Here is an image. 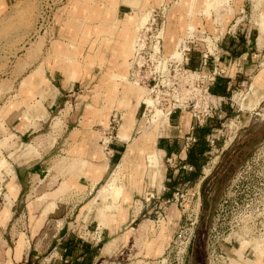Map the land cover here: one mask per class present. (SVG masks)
<instances>
[{"label": "rangeland", "instance_id": "obj_1", "mask_svg": "<svg viewBox=\"0 0 264 264\" xmlns=\"http://www.w3.org/2000/svg\"><path fill=\"white\" fill-rule=\"evenodd\" d=\"M63 1L23 0L12 6L5 4L0 10V159L4 160L0 166V264H69L60 259L63 242L72 237V241L86 242L90 239L86 223L112 211L105 210L101 195L97 198L102 184L78 196L66 187L54 193L59 181L69 174V163L61 156L91 146L94 160L107 164L112 160L110 147L105 148L108 137L114 140L125 121L132 130L128 144L135 138L141 153L153 151L150 141L155 132L148 128L150 118L154 112L159 119L171 111L192 117L194 113L217 116L220 125L208 135L210 152L204 177H198L194 184L177 186L178 194L164 196L161 162L154 176V169L142 157L138 164L144 168L133 186L138 192L139 184L144 189L137 197L138 208L141 201L147 207L136 209L137 216L135 211L128 216L120 244L124 248L133 241L140 249L132 253L116 249L104 260L109 264H228L230 258H236L238 248L245 254L259 253L264 246V0L133 1L132 6L141 4V8L138 17L125 24L126 44L121 46L125 57L118 62L125 59L119 70L125 72L126 79L115 82L137 92L132 93L130 104L128 94H124L125 106L103 120L98 107L104 101L102 84L95 83V95L93 85L82 84L75 93L55 99L53 89L44 86L37 92L42 104L34 106L35 100L29 104L21 96L27 94L28 87L25 92L20 83L16 90L10 81L9 70L15 61L41 56L38 40L50 38L56 21L53 16ZM242 27L255 33L257 39L250 37L249 46L257 48L260 64L248 72L247 82L233 87L228 98L209 96L208 75L225 72L218 67L220 42L225 34ZM181 53V59H176ZM190 55L198 64L202 61L205 69H190ZM113 67L100 68L98 80H105ZM139 103L140 108L136 106ZM93 105L96 110L91 112ZM126 114L134 120L131 128ZM137 128L144 130L134 134ZM87 136L89 140L84 141ZM148 156L152 162L154 156ZM111 162L104 182L118 165ZM123 163L118 168L121 172ZM20 170L24 171L18 181L22 191L10 201L7 194L17 186L15 173ZM120 190L115 196L110 194L113 200ZM95 198L97 202L92 204ZM135 216L137 221L131 223ZM143 222H149V227H138ZM141 241L153 242L155 250H166L157 253L160 256L154 261L137 262L144 245ZM95 264H103L102 258Z\"/></svg>", "mask_w": 264, "mask_h": 264}, {"label": "crops", "instance_id": "obj_2", "mask_svg": "<svg viewBox=\"0 0 264 264\" xmlns=\"http://www.w3.org/2000/svg\"><path fill=\"white\" fill-rule=\"evenodd\" d=\"M18 1L23 0H0V10H3L5 4H7V6H12L14 2ZM64 1L67 4L65 5V3H63V6L57 8V13L53 16V19L56 21L53 22L50 38L46 39L43 37L41 40H38L42 48V50L40 49L42 51L41 56L38 58L35 57L32 60L22 58L15 61L9 70L10 81L13 83L12 86H14L13 88L16 90L17 88L19 89V87L16 86H19L20 83L21 89H25V92H27L26 89L28 87L27 94L23 93L21 96L26 99L29 104L35 100L33 103L34 106H41L42 103L41 100L38 99L39 94H37V92L44 86H50L53 89L51 92L54 93L53 98L55 99L58 95L67 97L70 93H75L82 84H85V86L93 85L94 91L98 87L95 83L102 84L101 94H103L102 99H104V101L98 106L101 107L99 111L101 116L100 120L105 119L108 113L109 118L112 112L119 111L120 107L125 106L123 104L125 102L124 94H128L130 104L132 102L131 98L133 97L132 93L137 92L136 90H131L129 87L126 88V86L122 87L115 81L126 79L124 75L125 72L119 70V67L125 65V59H122L118 64L120 58L125 57L121 51V46L126 44L124 35H127V27L125 24H127V21H131L129 19L138 17V8H141V4L138 7L132 6L135 0ZM0 18H2V16ZM57 18H59V20H57ZM130 23L132 24L133 22ZM254 34V32L250 34V29L242 27L234 33L225 34V37L221 40V59L218 63V67L224 68L225 72L224 74L216 73L213 75L214 77L218 76L217 84L222 90L221 93L212 94L215 98H228L226 92H232L233 87H237L235 85H238L240 82H247L250 78L248 72L253 71V69L259 66L260 59L257 57L260 56V53H258L257 48L253 50V48L249 46L250 37L253 36V40L257 39L254 37ZM35 45H37V43ZM238 52L240 53L238 54ZM111 53H113V55ZM191 58L193 62L191 63L197 65L198 63L193 60L194 58L192 56ZM106 66L114 67L109 69L108 77H105V80L99 81V70ZM199 68L200 70H204L205 66L201 64ZM27 71L28 73H26ZM120 86L122 89H120ZM212 86H214V84ZM95 94L96 91L94 92V95ZM120 94L122 95L120 96ZM54 99L50 98L51 102H53ZM6 104L7 107H9L8 102ZM128 105L126 106L129 107ZM136 106L140 108L141 104H136ZM2 108L4 107L2 106ZM93 110H96V106L94 107V105L91 112H93ZM125 118L129 119L131 128L134 120H132L129 114H126ZM6 120H8L7 123H9V116L6 117ZM208 120L209 118L205 120L203 125L197 127L194 118L190 114L182 111H171L167 117L158 119L157 126L153 130L155 132V138L150 141L153 151H149L148 153L140 152L142 149L139 150L140 142L138 139L131 137L132 142L128 144V140L130 136H132V130L130 132L129 129H123L121 127L109 148L113 162H117L118 164L116 168H120L121 163L124 162L122 172L119 170V175L117 176V184L121 187L120 194L114 201L108 192L101 189L107 182V180L105 182L104 180L108 175L110 162L112 160L107 164H104L102 160H94L93 157L95 152L92 150L93 147H86L85 143H80V145L85 146V148L77 149L76 152L71 150L72 152L68 153V155L61 156L65 158V160L62 161L69 163V174L59 181V187L54 193L63 192L66 187L78 196L90 190L93 191L102 184L96 192L97 198L99 197L98 195H101L100 200L106 201L104 204L105 210L112 211L110 214H105L104 218L93 217L86 223L85 226L88 227L87 235L90 237L89 240H86L87 253L79 256L83 242L76 238L73 241V237L68 238L63 242L64 248L61 249L60 255L62 262L74 264L76 261L84 259V263L95 264L98 257H101L103 264L104 261L106 262L105 264H109V261L104 260V258L106 255L110 257L111 253H114L116 249H119L120 252L123 251V253H128L127 251L129 250H131L129 253H132L140 249L133 245V241H129V244L124 248L120 246L123 237V228L126 227L125 224L128 222V216L132 211L136 212V209H140L141 211L144 206L147 207V204H144L142 201L141 206L139 208L137 206V197L138 195L141 196L144 191L140 184V192H138L136 186H133V181L141 174V167L144 168V165L138 164V162L141 163L142 157L145 158L148 166L154 169V176L161 162L164 171L162 182L164 192L161 194L164 196L173 194L174 191L165 184V181H170L177 174L178 179L182 178L185 172L183 169L191 170V167L189 169V166L183 163L187 154V150L184 149L185 137L188 135L196 137L194 133L198 128H201L207 122L212 123L211 120ZM194 126H196V129H191ZM74 128L75 127H72V129ZM139 129L140 128H137L134 134H139L144 130ZM213 129L214 128H212V130ZM90 136L84 137V141H88ZM91 138L94 137L91 136ZM94 140L92 139L91 141ZM148 154L154 156L152 162H149ZM133 163H137L138 166L136 167ZM3 164L4 160L0 159V166ZM180 168H183V171L178 173ZM204 169L205 166L202 172ZM112 172L110 173V177ZM23 173L24 171L21 170L15 173L17 186L13 188V191L9 195L7 194L10 201L16 199L22 191L18 181L19 178L24 177ZM202 175L201 173L199 177ZM121 179L123 180L122 183ZM184 185L185 184H183V186ZM176 186H180V184H176L175 187ZM175 187L174 189H176ZM104 192L107 194L105 195ZM97 198L92 200V204L97 202ZM83 207L84 205L80 206L79 210ZM137 213L138 212H136V216L138 215ZM136 216L131 220V223L137 221ZM87 217L90 218L89 213ZM149 225V222H143L139 224L138 227H149ZM77 237H80V235L77 234ZM134 238H136V236ZM66 243H68V245H66L67 248L65 247ZM140 243H144V245L141 244V254L137 262L154 261L160 256H156L157 253L161 254V252H163L162 254H164L166 250L165 247H162L161 250L160 248H156L155 250L152 247L153 242L151 241H141ZM66 249L68 253L65 255L64 251ZM242 251V248L236 249V258H230L229 262L231 264H264V249L261 256L250 252L245 254ZM7 261H9V259ZM4 264H9V262Z\"/></svg>", "mask_w": 264, "mask_h": 264}, {"label": "trees", "instance_id": "obj_3", "mask_svg": "<svg viewBox=\"0 0 264 264\" xmlns=\"http://www.w3.org/2000/svg\"><path fill=\"white\" fill-rule=\"evenodd\" d=\"M239 53L240 52H238V54ZM188 60H189L188 66L190 69H193V70L199 69V67L202 64V61H200L198 65L192 64L193 62L191 61L192 60L191 55L189 56ZM217 81H218V76L214 77L213 83L209 86V91L211 92V94H218V93H221V91H222L220 89V87L218 86ZM213 84H214V86H212ZM229 95H230V92H228V93L226 92V96L229 97ZM210 120L212 121V123L207 122L204 126H202L201 128H198L196 130V132L194 133L196 135V137L194 136L195 142L187 150L186 158L184 159L183 163L188 165L189 167H191V170H188V169L185 170L183 168H180L178 173L182 172L183 170L185 171L184 176L182 178L178 179V174H177L170 181H165V184L172 191L175 192L176 190H178L177 186L175 187L176 184H180V186H183V184L186 185L188 183L194 184L197 181L198 177L201 175L203 167L207 164L208 159H209L208 153L210 152V145H209L208 140L206 139L207 138L206 136L208 134H210V132L212 131V128L218 127L220 125V122L217 121V116L209 118L208 121H210ZM196 126L198 127L199 125H196ZM196 126H194L193 129L194 128L196 129ZM214 170H215V168L211 171L210 174H212L214 172ZM204 182H205V179L203 180L201 187L204 185ZM174 187L176 189H174ZM82 244L83 245L81 247V252H80L79 256H82L84 253H87V251H88L87 247H86V242H83ZM66 245H68V243L65 244V247L67 248ZM67 253H68V251L66 249L64 251V254L66 255ZM74 264H88V263H84V259H83V260L76 261Z\"/></svg>", "mask_w": 264, "mask_h": 264}, {"label": "bare ground", "instance_id": "obj_4", "mask_svg": "<svg viewBox=\"0 0 264 264\" xmlns=\"http://www.w3.org/2000/svg\"><path fill=\"white\" fill-rule=\"evenodd\" d=\"M158 50H159V48H158ZM175 53V52H174ZM175 54H178L177 52L175 53ZM175 54H171V56L173 57V58H175ZM181 57H182V53H181V56H179V57H176V59H178V60H180L181 59ZM148 102V101H147ZM149 104V103H148ZM159 115V114H158ZM159 117H160V115H159ZM150 119H152L151 120V122H150V124H149V129L150 128H154L155 129V127L157 126V122H158V118H157V113L156 112H154L153 113V116H152V118H150ZM122 126V125H121ZM122 128L123 129H126L127 128V126H126V121H125V124H123V126H122ZM146 132V131H145ZM151 133H152V131H151ZM146 134V133H145ZM148 136V135H147ZM149 157V156H148ZM151 157H153V156H151ZM150 158V157H149ZM150 160V159H149ZM151 160H152V158H151ZM118 173H119V169L118 168H116V169H114L113 170V172H112V174H111V177L109 178V180L106 182V184L102 187V190H105V191H107L109 194H113V196H115V194H117V191H119V188H120V186L117 184V176H118ZM101 190V191H102ZM112 199V198H111ZM114 201V200H113ZM258 244V243H257ZM262 244H263V242H262ZM262 244H259V245H262ZM258 245V246H259ZM257 246V247H258ZM260 248H261V246H259ZM264 246H262V248H261V250L259 251V250H256V246H255V250L256 251H259V253H256L258 256H261L262 255V252H263V248ZM259 248V249H260ZM258 249V248H257ZM228 264H230V262L228 263ZM256 264V263H255Z\"/></svg>", "mask_w": 264, "mask_h": 264}, {"label": "built area", "instance_id": "obj_5", "mask_svg": "<svg viewBox=\"0 0 264 264\" xmlns=\"http://www.w3.org/2000/svg\"><path fill=\"white\" fill-rule=\"evenodd\" d=\"M217 74H220V73H217ZM213 77L214 76L208 75V78L210 79V82H209L206 90H208L209 93L208 92L207 93L209 94V96H212V94L209 91V86L213 83V80H214ZM208 115H209L208 113H205L203 116H200V115L194 113L193 114V118H194V120L196 122V125H199V126L203 125L204 122H205V120L210 117ZM191 129H193V128H191ZM115 137H113V139H115ZM108 139L109 140H107L106 145H105V148H108V146L110 147L111 143L114 141V140H110V139H112V136H109ZM207 140L209 142V136H207ZM194 142H195V137L193 135L186 136L185 137V140H184V149L185 150H188ZM189 169H190V167H189ZM178 193H179V189L176 190V192H174V194H178Z\"/></svg>", "mask_w": 264, "mask_h": 264}, {"label": "water", "instance_id": "obj_6", "mask_svg": "<svg viewBox=\"0 0 264 264\" xmlns=\"http://www.w3.org/2000/svg\"><path fill=\"white\" fill-rule=\"evenodd\" d=\"M230 142H228V144H229ZM228 144L226 145V147L228 146ZM211 169H209V171H210ZM206 175V174H205ZM204 177V176H203ZM202 176H201V178H203ZM200 182V181H199Z\"/></svg>", "mask_w": 264, "mask_h": 264}]
</instances>
